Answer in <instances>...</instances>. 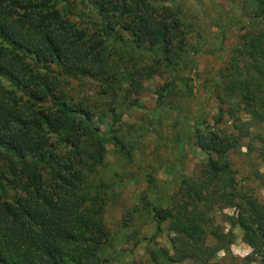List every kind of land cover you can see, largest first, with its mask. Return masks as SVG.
<instances>
[{"label":"trees","instance_id":"1","mask_svg":"<svg viewBox=\"0 0 264 264\" xmlns=\"http://www.w3.org/2000/svg\"><path fill=\"white\" fill-rule=\"evenodd\" d=\"M253 1L257 9L247 30L210 79L216 103L212 124L226 119L231 132L217 127L201 132L196 122L204 112L196 118L188 114L179 120L178 113L171 118L179 153L192 146L205 161L199 174L179 175L166 206L141 198L155 227L146 242L163 229L169 232V252L162 246L147 248L151 264H264V197L245 184L259 175L252 170L248 177L236 178L229 158L245 135L246 149L254 154L248 167L264 163V132H247L248 126L264 122V0ZM155 2L0 0V264H106L109 232L102 214L109 196L91 174L101 164L106 144L128 148L115 128L105 133L97 121L108 116L110 127L116 124L120 116L112 103L139 95L143 81L158 71L171 72L158 97L173 94L176 79L181 81L179 94L192 95L191 77L177 78L175 67L196 50L186 49L187 29L176 3L168 8ZM78 6L95 15L89 21L95 30L91 34L66 17ZM199 36L194 38L201 40ZM124 42L130 44L126 52L152 55L153 65L138 68L130 57L128 66L111 67L107 44L115 49ZM208 52L216 50L200 48V53ZM193 76L199 78V72ZM79 80L96 83L99 98L111 101L76 98L69 86ZM239 130L242 135L235 133ZM145 180L152 187L149 173ZM223 209L232 213L216 220ZM130 219L121 216V225ZM221 221L241 231L249 248L244 257H226L232 235L221 231ZM208 238L213 242L207 244ZM218 251L226 255L219 257Z\"/></svg>","mask_w":264,"mask_h":264},{"label":"rangeland","instance_id":"2","mask_svg":"<svg viewBox=\"0 0 264 264\" xmlns=\"http://www.w3.org/2000/svg\"><path fill=\"white\" fill-rule=\"evenodd\" d=\"M174 3L179 8L182 22L187 29L186 49L196 50V53L188 52L184 57L185 62L175 67L177 78L191 77V82L187 84L191 86L192 95H180L181 81L176 79L174 93L158 97V94L164 93L163 85L170 79L171 73L169 70H165L164 73L158 71L151 79L143 81L139 95H132L126 101L112 103L115 112L120 116L116 124L110 127L108 116L102 121H97L98 129L105 133L110 128H115L114 134L128 148L126 151H120L111 144H106L102 162L95 166V172L91 174L94 180L101 181L107 187L109 196L102 214L109 232V240L105 244L103 254L108 259L106 264H151L147 248L162 246L170 251L167 237L169 232L166 229H163L152 242H146L155 227L141 198L145 196L149 202L166 206L169 196L179 184V175L199 174V169L205 161V156L192 146L187 148L185 153H179L178 142L171 128L173 121L171 118L176 113L179 120L188 114L196 118L204 112L206 116H201L203 120H196V128L201 132L215 130L216 127L231 132L230 122L226 119L218 126L212 124V110L216 103L210 88L212 84L210 79L218 68L224 66L237 48L240 35L247 30L250 14L257 9L256 4L253 0H156L155 5L173 8ZM66 17L77 27L86 28L88 34L95 31L89 24V21L95 18L89 8L78 6L70 10ZM195 34H199L201 40L195 39ZM110 44H107L108 63L113 68L128 66L130 57L134 58L133 63L138 68L152 66L154 63L155 58L147 52L138 55L132 51L126 52L125 48L130 46L126 42L121 46L116 45L115 49H111ZM200 48L216 52L203 54L200 53ZM194 72H199V78L193 76ZM203 79L206 81L204 84ZM3 83L6 85L5 81ZM70 84L74 96L85 98L86 103L111 101L109 96L99 98V86L92 81H71ZM189 124L193 123L190 121ZM247 128L250 135L264 132V122ZM235 133L242 135L241 130ZM248 141L249 137L244 135L239 145L229 154V158L238 179L248 177L252 170L256 171L258 179L249 180L245 184H249L254 194L261 198L264 197V163H258L255 169L248 167L247 160L254 155L253 151L248 152L246 149ZM148 173L152 176V187H148L145 180ZM221 213L231 214L232 209L218 212L215 215L216 220H222ZM125 214L131 217L126 226L121 225L120 220ZM219 225L222 232L230 231L232 241L227 244L228 254L218 251L217 256L226 255L240 259L249 253V248L241 241V231L237 227H231L222 221ZM131 235L133 239L126 242L124 238ZM212 242L211 238L206 240L207 244ZM179 264L192 263L186 261Z\"/></svg>","mask_w":264,"mask_h":264}]
</instances>
